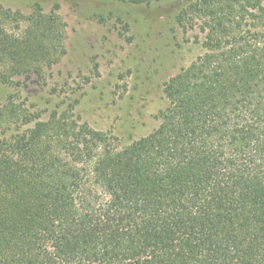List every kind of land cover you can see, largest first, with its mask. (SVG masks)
<instances>
[{
	"label": "trees",
	"instance_id": "trees-1",
	"mask_svg": "<svg viewBox=\"0 0 264 264\" xmlns=\"http://www.w3.org/2000/svg\"><path fill=\"white\" fill-rule=\"evenodd\" d=\"M158 1L205 39L148 135L0 103V264H264L262 0ZM61 42L42 6L0 7V86L42 79Z\"/></svg>",
	"mask_w": 264,
	"mask_h": 264
},
{
	"label": "rangeland",
	"instance_id": "rangeland-1",
	"mask_svg": "<svg viewBox=\"0 0 264 264\" xmlns=\"http://www.w3.org/2000/svg\"><path fill=\"white\" fill-rule=\"evenodd\" d=\"M261 1V0H260ZM186 3V0L184 1ZM42 6L59 17L60 59L42 79L0 86V103L16 100L46 120L70 110L78 123L108 133L122 148L151 133L165 107L164 84L203 53L202 21L181 24V5L158 0H0L29 16ZM255 13L264 16V0Z\"/></svg>",
	"mask_w": 264,
	"mask_h": 264
}]
</instances>
